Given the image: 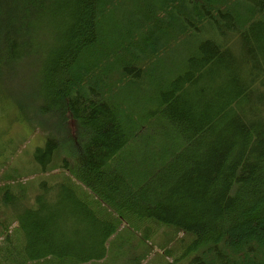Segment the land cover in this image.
Wrapping results in <instances>:
<instances>
[{"label": "trees", "instance_id": "trees-1", "mask_svg": "<svg viewBox=\"0 0 264 264\" xmlns=\"http://www.w3.org/2000/svg\"><path fill=\"white\" fill-rule=\"evenodd\" d=\"M0 103L47 141L0 176V264H264V0H0Z\"/></svg>", "mask_w": 264, "mask_h": 264}, {"label": "rangeland", "instance_id": "rangeland-1", "mask_svg": "<svg viewBox=\"0 0 264 264\" xmlns=\"http://www.w3.org/2000/svg\"><path fill=\"white\" fill-rule=\"evenodd\" d=\"M127 43V41H125ZM126 45V44H125ZM19 51H22L21 49ZM170 54V53H169ZM168 54L169 57H172ZM176 63V62H172ZM40 67V68H39ZM28 68L33 73L39 74L41 70V65L34 66L32 64H22L20 67L17 68V73L14 75L9 76V79H14L17 82H13L11 85L16 88V95L21 96L25 101H31L33 102V99L35 97V93H33L31 90L34 87V81L31 79H28L24 81V78L22 80V74L25 72ZM19 69V70H18ZM36 70V71H35ZM19 72V74H18ZM22 80V81H21ZM21 81V82H19ZM0 113H3L4 115L0 118V176L6 172V175H12L16 173V170L22 174L24 171H27L29 167L33 166L32 162L36 160L38 162V159H34V153L37 149V147H41L45 149L47 147V141H45L43 138L46 139L44 132L40 130H32L31 127L27 123H19L15 122L17 118V114L15 111H9L6 108L3 107V103H0ZM71 132L74 134L76 129L73 125V123L69 122ZM15 122V123H14ZM46 136L49 141H52L53 144L56 146L63 145L66 146L63 150V152H60L57 155L56 158H54L51 163V165H48V167H51L53 162L55 165V168L61 165V161L64 158L66 162H69L71 165L74 163V158L70 157L69 150H72L73 148V141L72 144H70L67 140L64 134H61L62 137L55 132H53L48 126L46 127ZM48 141V146L51 148L49 150V153L44 155L42 159L44 162L48 163L50 159L51 152H54L56 149H54ZM62 143V144H61ZM71 146V147H70ZM63 163V164H64ZM60 166V169H55V172L43 173L37 175H32L29 178L26 179V183L28 186H32L28 192L21 198L22 206L29 208H33L35 211V216L38 218H42L43 216L50 213L49 207L44 205L43 201L45 199V194L41 191L37 190V187L39 185H45L50 184V179L54 176H57V173L60 175L65 174V170H62ZM23 168V169H22ZM11 170V171H9ZM59 170V171H58ZM71 173V172H70ZM5 175V176H6ZM59 185V184H58ZM56 185L53 188V191H55ZM38 194V200L40 203L37 206V201H35V195ZM58 204V203H57ZM9 212V211H8ZM11 216L10 219H12V222H19V217L14 215V212H9ZM25 215H28L25 213ZM26 219V216L23 215V219Z\"/></svg>", "mask_w": 264, "mask_h": 264}, {"label": "bare ground", "instance_id": "bare-ground-1", "mask_svg": "<svg viewBox=\"0 0 264 264\" xmlns=\"http://www.w3.org/2000/svg\"><path fill=\"white\" fill-rule=\"evenodd\" d=\"M32 53V52H31ZM24 58V57H23ZM40 59V58H39ZM26 63V62H25ZM14 65V64H13ZM19 66H20V64H19ZM44 67V66H43ZM40 68V67H39ZM19 70V69H18ZM14 71V70H13ZM36 71V70H35ZM18 74H19V72H18ZM41 82V81H40ZM38 95V94H37ZM27 102V101H26ZM70 140V139H69ZM62 144V143H61ZM71 147V146H70ZM77 153V152H76ZM67 161V160H66ZM70 169V168H69ZM70 175V174H69Z\"/></svg>", "mask_w": 264, "mask_h": 264}]
</instances>
